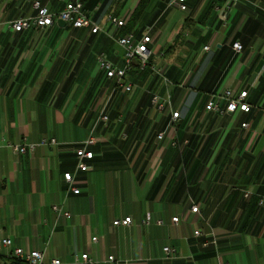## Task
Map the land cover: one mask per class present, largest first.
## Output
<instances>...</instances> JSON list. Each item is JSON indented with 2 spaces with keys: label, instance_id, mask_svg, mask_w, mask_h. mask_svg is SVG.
I'll return each mask as SVG.
<instances>
[{
  "label": "crops",
  "instance_id": "0c3cea01",
  "mask_svg": "<svg viewBox=\"0 0 264 264\" xmlns=\"http://www.w3.org/2000/svg\"><path fill=\"white\" fill-rule=\"evenodd\" d=\"M33 1L0 0V139L57 144L24 155L0 148V237L62 264L85 252L97 264H109L108 256L135 264H264V0H242L225 21L218 9L226 0H186L187 12L173 0H145L132 32L140 39L150 31V62L171 86L141 72L128 75L130 93L114 94L115 81L97 64L100 54L120 64L106 34L58 24L9 30L34 15ZM37 1L58 13L75 0ZM79 1L110 33L107 17L130 20L141 0ZM234 42L243 48L237 57ZM224 88L247 91L250 112L207 113L211 94ZM167 91L171 111L180 113L173 126L169 112L156 114L150 104L151 93ZM103 111L108 122L99 119ZM91 134L99 142L90 170L77 172L72 147ZM68 172L78 195L66 190ZM126 217L130 226L113 227Z\"/></svg>",
  "mask_w": 264,
  "mask_h": 264
},
{
  "label": "built area",
  "instance_id": "2783aa9c",
  "mask_svg": "<svg viewBox=\"0 0 264 264\" xmlns=\"http://www.w3.org/2000/svg\"><path fill=\"white\" fill-rule=\"evenodd\" d=\"M173 4H176L181 12H187L188 7L186 0H173ZM242 3V0H226L225 4L218 9V14L222 20H227L230 10L237 4ZM34 15L31 18L20 19L9 25V30L12 33H20L27 30L42 31L58 24L62 21L66 27L72 29H89L92 34L104 33L112 39L116 46V51L120 57V64H114L108 60L104 54H100L97 58V64L99 69L104 73L106 79L114 80L115 87L112 94L120 90L125 93H130L132 91L133 85L128 80V75L131 71L133 64L136 62L140 66V71L146 69L150 70L156 79L161 80L166 85L171 86V83L165 75V71L162 67H157L156 65L150 64V58L152 55V50L150 45L153 42L152 36L146 31L145 35L137 39L133 32L127 33L123 36L120 35V31L126 27L129 18L123 16L118 18L113 15L107 17V23L112 27V32H108L103 29L94 19V15H89L84 12L83 4L79 0L68 2L64 9L58 13H52L50 10L43 6L39 1L35 0L32 3ZM208 50V47L204 48ZM242 45L240 42H234L232 44V50L235 57L241 54ZM247 91H241L239 94H233L232 90L224 88L221 92L215 91L211 94L208 103L205 106L207 113H248L251 110L250 105L246 102ZM171 100L172 95L170 91H167L164 95L157 93L150 94V104L154 113L163 115L169 112L170 120L169 126H173L179 119L180 113L171 111ZM225 102V107H221L219 101ZM102 122H108L109 117L105 111H103L99 117ZM167 126V127H169ZM242 127H247V124H242ZM165 137V131H162L156 135L158 141H162ZM99 142V138L94 134H91L83 142L73 146V150L77 159L76 171L77 172H88L90 167L87 161H91L94 157V153L91 150ZM56 141L43 139L38 143H30L23 138L22 142L19 144H9L0 139V148L6 147L10 149L16 155H24L28 153H33L37 147L44 145H56ZM171 146H176L175 142H171ZM65 183L67 184V192L78 195L81 193L79 188L74 186V174L65 173L63 176ZM258 206L261 210H264V196L259 197ZM53 211L60 213L58 207H53ZM191 213L198 214L199 208L197 206H192L190 209ZM63 216L69 218V214L64 213ZM179 217L172 218L174 224L178 223ZM132 223L130 217H126L121 220H114L113 227H128ZM157 224L160 226L162 222L159 221ZM196 237L200 236L201 233L196 231L194 233ZM92 242L96 243L97 238L93 237ZM166 254H174V250L168 247L164 248ZM5 255L9 259H15L25 264H62L58 259H49L44 253L36 250H25L22 248H13L12 240L9 237H0V257ZM74 264H97L93 258H91L89 253H81L74 256ZM107 263L109 264H135L134 261L120 262L114 258V256H108Z\"/></svg>",
  "mask_w": 264,
  "mask_h": 264
},
{
  "label": "trees",
  "instance_id": "16d2710c",
  "mask_svg": "<svg viewBox=\"0 0 264 264\" xmlns=\"http://www.w3.org/2000/svg\"><path fill=\"white\" fill-rule=\"evenodd\" d=\"M145 2H146L145 0H141V1L139 2V4H138L137 8L135 9V11H134V13H133L131 19L128 21V24L126 25L125 28H123V29L120 31V35H121V36H123V35H125V34L130 33V32L133 31L134 23H135L136 20L140 17V15H141V13H142L144 7H145ZM67 28H68V27H67ZM150 61H151V60H150ZM150 64H152V63L150 62ZM141 72H142V73H147V72H149V73L152 74V72H151L150 70H148V69H146V70H144V71H140V66H139V64L135 62V63L133 64L132 68H131V71H130L129 75H136V74L138 75V74H140ZM10 260H11L10 264H25V263H23V262H20V261H18V260H15V259H10Z\"/></svg>",
  "mask_w": 264,
  "mask_h": 264
},
{
  "label": "water",
  "instance_id": "95a60500",
  "mask_svg": "<svg viewBox=\"0 0 264 264\" xmlns=\"http://www.w3.org/2000/svg\"><path fill=\"white\" fill-rule=\"evenodd\" d=\"M58 25L61 26V27H65V24L62 21H59Z\"/></svg>",
  "mask_w": 264,
  "mask_h": 264
}]
</instances>
